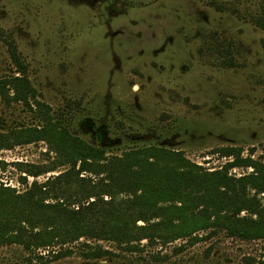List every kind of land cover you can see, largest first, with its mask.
Segmentation results:
<instances>
[{
    "label": "rangeland",
    "instance_id": "374dc122",
    "mask_svg": "<svg viewBox=\"0 0 264 264\" xmlns=\"http://www.w3.org/2000/svg\"><path fill=\"white\" fill-rule=\"evenodd\" d=\"M263 11L264 0H0V134L43 125L36 108L4 86L20 75L10 44L52 121L109 157L152 146L215 172L231 161L218 150L232 147L264 164V32L252 22ZM54 156L43 141L0 150V188L23 194L33 181L68 171L32 178L20 170ZM84 244L110 254L87 260ZM134 245L125 251L82 238L52 264H264V240L224 232L195 245ZM31 255L0 247V264H25Z\"/></svg>",
    "mask_w": 264,
    "mask_h": 264
},
{
    "label": "trees",
    "instance_id": "16d2710c",
    "mask_svg": "<svg viewBox=\"0 0 264 264\" xmlns=\"http://www.w3.org/2000/svg\"><path fill=\"white\" fill-rule=\"evenodd\" d=\"M252 22L264 32V11ZM9 52L20 75L4 86L15 102L35 107L43 125L0 134V150L43 141L55 155L52 161L22 165L21 172L37 178L64 166L69 169L43 183L33 181L23 194L0 188V247L17 245L30 252L25 264H52L69 257L73 252L65 246L82 238L113 242L125 251L143 240L167 245L186 239L195 245L217 232L241 241L264 240V164L252 159V153L243 158L239 148L219 149L220 156L231 161L215 172L195 165L181 152L152 146L109 157L104 148L71 136L52 121L48 107L35 101L13 45ZM234 168L251 172L236 178L229 175ZM204 232V237L197 235ZM84 246L87 251L81 256L87 260L110 254L98 246ZM39 249L49 251L34 254Z\"/></svg>",
    "mask_w": 264,
    "mask_h": 264
}]
</instances>
